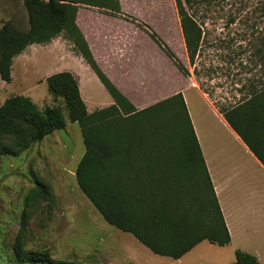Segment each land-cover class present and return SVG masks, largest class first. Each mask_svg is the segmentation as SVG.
<instances>
[{
    "label": "trees",
    "instance_id": "16d2710c",
    "mask_svg": "<svg viewBox=\"0 0 264 264\" xmlns=\"http://www.w3.org/2000/svg\"><path fill=\"white\" fill-rule=\"evenodd\" d=\"M220 1L175 0L191 64L207 34L205 9ZM81 3L106 7L115 14L122 11L121 0H23L29 26L21 28L8 21L0 27V77L10 83L16 56L32 44H48L63 34L96 73L114 103L89 113L74 74L56 72L46 82L54 101L61 100V104L40 108L31 97L16 94L0 105V158L18 156L64 129L66 110L68 120L79 124L86 147L75 171L77 183L109 224L132 234L153 253L175 260L204 240L220 246L230 244L231 235L183 92L138 109L96 62L76 24ZM262 4L264 12V0ZM124 18L145 31L179 71L188 75L189 69L155 30L134 15ZM233 22L235 17L230 16L228 23ZM260 44L264 58V34ZM216 107L264 165V85H254L234 104ZM157 121L162 127L158 137L160 162L143 168L137 162L140 150L146 149ZM171 148L178 157L166 154ZM37 199L47 201L50 207L55 200L51 187L39 180L26 196L25 206L32 207ZM27 216L25 210L24 220ZM21 238L22 232L13 245L18 264H81L54 258L48 251L26 249ZM235 257L234 264H260L255 255L241 249L235 251Z\"/></svg>",
    "mask_w": 264,
    "mask_h": 264
},
{
    "label": "rangeland",
    "instance_id": "374dc122",
    "mask_svg": "<svg viewBox=\"0 0 264 264\" xmlns=\"http://www.w3.org/2000/svg\"><path fill=\"white\" fill-rule=\"evenodd\" d=\"M122 1L129 10L134 9L144 18L139 20L155 30L189 69L188 75L182 74L160 48V70L153 73L151 81L145 80L148 82L143 88L128 91L139 105L154 104L170 93L184 91L189 105L193 106V102H202L195 91L189 90L188 86L195 85L209 93L214 105L222 107L238 102L254 85H264V58L260 52V37L264 34L262 0H222L208 6L204 23L207 34L193 64L185 48L175 0ZM230 16L235 17L231 24L228 23ZM8 21L21 28L29 26L23 0H0V27ZM44 46L28 49L37 53ZM153 51L157 52V48L153 47ZM17 69L20 71L21 66L17 65ZM138 74L143 77V70L139 69ZM17 78L7 83L0 77V105L8 97L22 93L21 80ZM36 93L35 102L44 107L51 97L47 83ZM64 113L67 115L66 110ZM72 123L18 156L0 158V264H18L13 245L21 232L26 249L48 251L54 258L81 264L235 262L231 246L207 240L178 262L153 253L132 234L109 224L80 189L74 175L86 147L79 124ZM161 128L158 121L152 125L146 149L140 150L139 166L155 167L160 162L158 137ZM137 134L139 136L140 132ZM166 154L175 158L179 153L171 148ZM38 180L51 187L55 196L51 207L42 199H37L32 207L25 206V198ZM25 210L28 216L24 220Z\"/></svg>",
    "mask_w": 264,
    "mask_h": 264
},
{
    "label": "crops",
    "instance_id": "0c3cea01",
    "mask_svg": "<svg viewBox=\"0 0 264 264\" xmlns=\"http://www.w3.org/2000/svg\"><path fill=\"white\" fill-rule=\"evenodd\" d=\"M121 8L122 11L115 14L106 7L81 3L76 14V24L101 70L138 109H142L152 103L141 106L128 91L143 88V84L153 79V73L161 68V49L145 31L124 16L130 12L139 19L144 18L134 9L129 10L122 0ZM35 45L41 44L28 46L13 60L11 82H15L17 76L20 78V94L34 100L38 97L36 90L47 83V77L56 72L70 71L78 80L89 113L114 103L96 73L63 34L44 44L43 49L37 53L30 52L28 48ZM153 47L157 48V52L153 51ZM17 65L21 66L20 71L16 70ZM139 69L143 70V77L138 74ZM167 86L169 89V84ZM188 87L202 100L201 103L193 102V106H190L183 91L231 235V243L228 245L234 252L241 249L255 255L260 264H264V165L229 125L208 94L195 85ZM173 94L175 93L168 96ZM50 96L49 100L46 98L44 107L38 106L45 108L61 104V100L54 101ZM65 117L67 128L70 121L68 115L65 114ZM57 132L58 130L52 135Z\"/></svg>",
    "mask_w": 264,
    "mask_h": 264
}]
</instances>
